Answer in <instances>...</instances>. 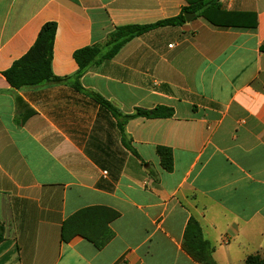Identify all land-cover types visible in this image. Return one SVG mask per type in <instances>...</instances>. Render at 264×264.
Segmentation results:
<instances>
[{"label":"crops","instance_id":"0c3cea01","mask_svg":"<svg viewBox=\"0 0 264 264\" xmlns=\"http://www.w3.org/2000/svg\"><path fill=\"white\" fill-rule=\"evenodd\" d=\"M219 3L255 14L256 27L218 28L189 13L81 77L123 114L173 110L129 120V149L87 94L67 84L13 90L2 73L47 22L56 24L52 72L67 77L76 50L115 27L175 17L187 1L0 0V264H198L182 246L191 219L216 264L264 256V0ZM159 146L171 150L170 172ZM83 210L80 231L114 234L102 249L81 235L61 239Z\"/></svg>","mask_w":264,"mask_h":264},{"label":"trees","instance_id":"16d2710c","mask_svg":"<svg viewBox=\"0 0 264 264\" xmlns=\"http://www.w3.org/2000/svg\"><path fill=\"white\" fill-rule=\"evenodd\" d=\"M188 5L172 18L160 20L146 25H124L115 27L103 43L93 44L76 50L73 59L77 64V71L72 76L56 77L51 69L53 44L56 33V24L47 22L42 25L37 38L29 51L20 59L15 61L11 67L2 73L6 82L13 90L22 88H33L51 84H67L76 91L87 94L93 101L111 112L117 121L121 141L130 149L129 141L125 134L126 123L135 118H169L173 116V110L166 107H155L151 110L135 109L132 114H123L112 106L110 102L82 88L81 77L92 67H97L103 62L112 59L119 50L132 39L142 36L152 30L162 27L181 26L185 23V13L202 17L209 24L218 28H241L254 29L256 17L253 13L227 12L220 8L219 0H186ZM18 101V100H17ZM22 123L20 122V125ZM156 154L159 157L161 167L170 172L173 168L171 150L165 147H157ZM89 210H83L70 217L61 228V239L67 242L73 235H81L95 246L102 249L114 236L113 232L105 226L98 235L80 231L77 225L78 217L86 214ZM117 217L112 212L111 219ZM3 227L0 225V242L2 240ZM183 250L198 264H216L212 257L213 248L203 238L201 227L191 219L183 236ZM244 264H264V256L258 254L248 255Z\"/></svg>","mask_w":264,"mask_h":264},{"label":"water","instance_id":"95a60500","mask_svg":"<svg viewBox=\"0 0 264 264\" xmlns=\"http://www.w3.org/2000/svg\"><path fill=\"white\" fill-rule=\"evenodd\" d=\"M184 16H185V20H186L187 22H189V21L191 20V18H192V15L189 14V13H185Z\"/></svg>","mask_w":264,"mask_h":264},{"label":"built area","instance_id":"2783aa9c","mask_svg":"<svg viewBox=\"0 0 264 264\" xmlns=\"http://www.w3.org/2000/svg\"><path fill=\"white\" fill-rule=\"evenodd\" d=\"M105 173V172H104Z\"/></svg>","mask_w":264,"mask_h":264}]
</instances>
